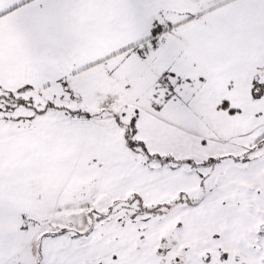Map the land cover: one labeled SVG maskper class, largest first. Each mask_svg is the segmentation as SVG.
<instances>
[{
  "label": "snow or ice",
  "instance_id": "snow-or-ice-1",
  "mask_svg": "<svg viewBox=\"0 0 264 264\" xmlns=\"http://www.w3.org/2000/svg\"><path fill=\"white\" fill-rule=\"evenodd\" d=\"M0 264H264V0H0Z\"/></svg>",
  "mask_w": 264,
  "mask_h": 264
}]
</instances>
